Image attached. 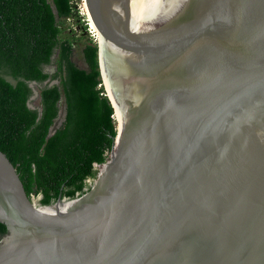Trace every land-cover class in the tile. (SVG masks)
Instances as JSON below:
<instances>
[{"label":"water","instance_id":"95a60500","mask_svg":"<svg viewBox=\"0 0 264 264\" xmlns=\"http://www.w3.org/2000/svg\"><path fill=\"white\" fill-rule=\"evenodd\" d=\"M83 1L113 145L50 204L0 150V264H264V0Z\"/></svg>","mask_w":264,"mask_h":264},{"label":"trees","instance_id":"16d2710c","mask_svg":"<svg viewBox=\"0 0 264 264\" xmlns=\"http://www.w3.org/2000/svg\"><path fill=\"white\" fill-rule=\"evenodd\" d=\"M73 14L72 0H0V150L41 204L87 188L116 135L97 44L82 47V68L72 60L73 42L61 37L57 19ZM53 62L55 73L45 71ZM53 79L58 84H44ZM32 81L40 86L39 104L29 107ZM61 97L64 122L52 131Z\"/></svg>","mask_w":264,"mask_h":264},{"label":"rangeland","instance_id":"374dc122","mask_svg":"<svg viewBox=\"0 0 264 264\" xmlns=\"http://www.w3.org/2000/svg\"><path fill=\"white\" fill-rule=\"evenodd\" d=\"M74 4V14L66 19H57L58 25L62 29L61 37L62 39H70L73 42L74 51L72 53V60L80 67L86 68L85 61L82 57L81 49L84 45L88 43L96 44L98 39V31L96 26L93 24L88 11L83 0H72ZM91 27V28H90ZM56 59V55L54 56ZM56 63L53 62L52 65H49L45 68V71L49 73H55ZM58 79L46 80L44 84H58ZM103 85V84H102ZM34 89L39 93V85L36 83ZM104 87V86H102ZM104 90V88H103ZM33 106L39 104V95L35 96L29 101ZM65 118V103L63 97L59 101V113L56 118L51 130L53 131L56 128L62 126ZM95 170L97 171V166L94 165ZM90 179V178H89ZM89 185V181L87 180ZM31 198L37 203H40L41 194L35 193L31 194ZM41 204V203H40Z\"/></svg>","mask_w":264,"mask_h":264},{"label":"bare ground","instance_id":"6f19581e","mask_svg":"<svg viewBox=\"0 0 264 264\" xmlns=\"http://www.w3.org/2000/svg\"><path fill=\"white\" fill-rule=\"evenodd\" d=\"M86 5V3H85ZM87 7V6H86ZM88 11V9H87ZM89 13V11H88ZM90 15V14H89ZM94 24V23H93ZM96 44H98V39H97V42ZM100 62H101V68H102V72H103V80H104V84L103 86L107 89V92H109L110 94V91H109V88H108V84H107V80H106V74H105V68H104V61H103V58H102V54H101V51H100ZM115 118H116V115H115ZM117 119V118H116ZM46 208H42L41 210L44 211Z\"/></svg>","mask_w":264,"mask_h":264},{"label":"clouds","instance_id":"9594fccd","mask_svg":"<svg viewBox=\"0 0 264 264\" xmlns=\"http://www.w3.org/2000/svg\"><path fill=\"white\" fill-rule=\"evenodd\" d=\"M91 28V27H90ZM101 85H102V83H101Z\"/></svg>","mask_w":264,"mask_h":264}]
</instances>
